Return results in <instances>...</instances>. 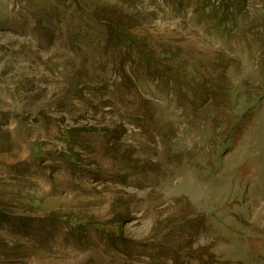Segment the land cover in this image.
Listing matches in <instances>:
<instances>
[{"label": "rangeland", "instance_id": "374dc122", "mask_svg": "<svg viewBox=\"0 0 264 264\" xmlns=\"http://www.w3.org/2000/svg\"><path fill=\"white\" fill-rule=\"evenodd\" d=\"M0 264H264V0H0Z\"/></svg>", "mask_w": 264, "mask_h": 264}, {"label": "trees", "instance_id": "16d2710c", "mask_svg": "<svg viewBox=\"0 0 264 264\" xmlns=\"http://www.w3.org/2000/svg\"><path fill=\"white\" fill-rule=\"evenodd\" d=\"M109 30H111V31H115V30H116V27L109 26ZM120 30H121V29H120Z\"/></svg>", "mask_w": 264, "mask_h": 264}]
</instances>
